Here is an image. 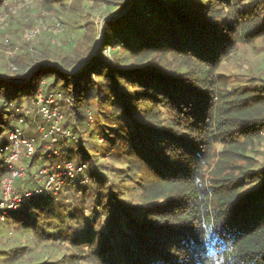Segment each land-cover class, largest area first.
<instances>
[{
    "label": "trees",
    "instance_id": "obj_1",
    "mask_svg": "<svg viewBox=\"0 0 264 264\" xmlns=\"http://www.w3.org/2000/svg\"><path fill=\"white\" fill-rule=\"evenodd\" d=\"M126 1L108 0L107 15ZM85 2L39 1L38 7H61L77 15L69 30L78 36L69 37L82 41L55 50L31 49L23 62L13 60L15 72L0 71V185L12 173L9 131L21 127L18 117L25 116L16 111L25 101L38 100L40 92L45 98L61 96L62 113H73L92 138L98 136V145L113 149L125 168H120L118 181L110 182L88 140L78 146L76 137L60 136L49 150L52 161L88 165L74 176L87 172L97 192L91 200L102 206V222L93 225L86 217L84 228H78L80 216L72 212L74 217H61L53 194L32 195L23 210H10L8 216L35 234L45 231L39 226L41 215L55 219L49 235L69 240L77 249L72 257L89 264H264V163L242 173L222 166L238 167L258 141L264 128V90L229 87L216 76L237 41L264 39V0H133L124 15L106 21L96 53L72 74L68 71L96 48L94 25L78 20L87 19ZM111 45L116 52L130 51L128 59L106 60L102 54ZM44 62L59 67L39 68L19 81ZM93 99L94 115L89 112ZM38 113L33 120L37 132L29 138L36 146L51 140L46 133L53 123ZM63 120L60 127L76 135L77 126L63 128ZM39 159L45 162L33 156L28 168ZM128 182L127 195L122 189ZM134 195L138 198L130 200ZM29 264L60 263L45 259Z\"/></svg>",
    "mask_w": 264,
    "mask_h": 264
},
{
    "label": "rangeland",
    "instance_id": "obj_2",
    "mask_svg": "<svg viewBox=\"0 0 264 264\" xmlns=\"http://www.w3.org/2000/svg\"><path fill=\"white\" fill-rule=\"evenodd\" d=\"M39 1L41 0H0L1 72H15L17 69L15 65L17 63H13V60L16 59L18 62H23L25 54L27 55L31 49L35 51L37 49H43L46 46L49 50H55L56 47L60 48L62 45L68 46L70 41L76 43L82 41L83 38H70L78 36L74 33L71 35L69 30L74 18H79L77 15L67 14L66 9L61 7L51 11L38 7ZM100 1L101 4H98L96 0H87V2L83 3L87 11V19H78L83 26L88 22L94 25V29L96 30V48H98L99 45L97 41L98 39L100 40L101 34H103V19L108 16L106 10L108 0ZM58 5L59 4H57L56 7H58ZM236 38L240 37L237 36ZM113 48L114 45H111L107 50L103 51L102 55L106 56V60L112 58L113 62V59L117 57L128 59L130 51L127 49H120V51L116 52ZM168 59L170 65L174 67L175 65L177 66V63L171 62L174 61L172 57H168ZM219 75L229 83V87L253 86L257 91L260 89L264 90V39L257 37L256 40L251 43H246L241 40L237 41L231 51L223 58L220 65L216 68V76L218 77ZM91 79L92 82L95 80L94 78ZM93 83L92 87L96 89L97 84ZM63 102L61 101L62 104ZM38 104L39 101L36 99H33L31 102L25 101L20 105V109H17L20 111H16L17 115L24 112L23 114L25 116L18 117L23 122L17 125H20L24 129L28 138H32L37 132L36 126H33V120L39 118V110H37L39 107ZM90 104L92 111L90 110L89 112L94 115L93 110L97 109L96 99L91 100ZM68 106L69 105L66 104L63 107V109H65L64 111L68 109ZM64 114L65 118L64 120L62 119L63 128L66 127L68 123L71 125L68 128L72 127L75 129L73 126H77L76 130L78 132L75 135L76 142L78 143L77 145L85 146V142L88 140L89 147L94 146L95 148L91 153L96 155L95 158L97 159V163L100 164L99 170H103L104 172L103 177H105V179L107 178L110 182L112 179L118 181L119 177L117 174L120 175V168H125V166L114 158L113 149L111 147L108 148L106 145H103V149L101 145H98L96 140L98 136L92 138L90 131L86 130L85 127H81L80 122L76 120V116H74L73 113L69 114V112L66 111ZM26 116L27 123H25ZM93 121L87 120L85 123L88 124ZM40 125L41 124H39V126ZM80 127L82 130L79 129ZM8 131L9 129H7V132ZM260 132L258 141L254 142L251 146V152L246 153L249 157L245 156L239 160L237 164L238 167H235L233 164L225 165L222 163L223 169H226L228 172L232 166V169L238 168L237 172L242 173L243 171L251 172L263 165L264 128H261ZM81 134L82 137L78 139ZM49 142L50 141L44 143L40 141L35 147L36 153L33 156H36V158H45V162L39 159L31 169L28 168V162L32 161L33 156L29 157L25 154V150H27L25 145H20L22 154L18 159H12V153L7 154V160L12 162L10 166L13 165L12 172L14 171L16 173L14 177L16 180L11 195L6 194L4 182L8 183L12 177V173L7 174L6 177L2 179L0 185V264H29L45 259H47L48 262L58 261L60 264H89L83 260L82 257H72V254H76L75 251L77 249L75 246L70 245L71 242L69 240H54L49 235V232L53 231L54 226H56L55 219L50 218L46 214L43 216L41 215L38 222L40 228L45 227V231L41 234H35L33 232L29 233L30 231H24L15 219L8 216L10 210H23L22 207L24 203L30 199L32 195L42 196L45 194H53L57 202L55 206L57 209L56 211L61 213V217L64 215L67 217L72 215L74 217L76 214L80 216V227L78 228H84L87 222L86 217L90 218L91 223L95 222L93 225L96 224V222H102V206L91 200L95 199L97 192L96 189L92 188L91 181H88L87 172L85 171L75 175L73 180H69L70 177L65 175L64 168V163L68 160H65L63 163H54L52 161L54 158L53 154H51L49 149L54 148L56 141L52 142V144H48ZM219 150L220 149L217 151ZM59 154L60 152H56L55 155ZM216 160L217 157L214 161L216 162ZM41 164H43V166H41ZM60 164L62 165V170L59 167ZM52 165L55 167L54 169ZM214 165L215 163L207 172L210 173ZM51 174H55L54 178H51ZM47 183H49V188L47 187ZM128 183L127 188L122 189L127 195L132 185L131 182ZM36 188L39 189V193H33L30 196L25 195L27 192L35 191ZM82 188H86V191ZM133 198L136 199L138 196L134 195L130 200ZM72 212H74L75 215H73ZM57 225H61V222ZM59 227L60 226L57 228ZM70 230L68 234L73 232V228ZM86 249H88L87 246Z\"/></svg>",
    "mask_w": 264,
    "mask_h": 264
},
{
    "label": "built area",
    "instance_id": "obj_3",
    "mask_svg": "<svg viewBox=\"0 0 264 264\" xmlns=\"http://www.w3.org/2000/svg\"><path fill=\"white\" fill-rule=\"evenodd\" d=\"M38 101H39V107L38 110L40 113H42L43 117L47 120H51L53 123L51 125L50 131L46 133V136L52 135V138L48 144H52L54 141H59L60 136L66 137L69 140H72L75 138V134L71 129H61L60 123L61 120L64 117V114L61 111L59 100H61V96H51L49 98H45L43 93L40 92L37 95ZM40 131H44L45 126L40 125L39 126ZM9 150L10 153H12V159H18L21 156V148L20 145H25L26 149L25 154L29 157L33 156L36 153V145L34 142H32L23 132L22 127L15 126L10 129L9 131ZM55 142V143H56ZM19 146V147H18ZM50 150V149H49ZM55 152H57L55 150ZM9 163H12L8 161ZM59 167L62 170V165L60 164ZM11 168H13V165H11ZM52 168L54 169L55 167L52 165ZM64 168H65V175L69 176L72 180L74 179V174L75 172H82L83 170L88 168V165L86 163H79L75 165L73 161H66L64 163ZM16 176V173L13 171L12 172V177L8 181V183L4 182V187L7 195H11L13 193L14 189V184L15 180L14 177ZM55 174H51V178H54ZM41 187V186H40ZM47 187L49 188V183H47ZM60 189V188H57ZM37 194L39 193V189L36 188L35 191H30L27 192L25 195L30 196L32 194Z\"/></svg>",
    "mask_w": 264,
    "mask_h": 264
},
{
    "label": "water",
    "instance_id": "obj_4",
    "mask_svg": "<svg viewBox=\"0 0 264 264\" xmlns=\"http://www.w3.org/2000/svg\"><path fill=\"white\" fill-rule=\"evenodd\" d=\"M132 2H133V0H127L126 3L123 5V7H122L120 10H118L117 12H115V13H113V14H110V15L104 17V19H103V23H102V24H103L102 32H103V30H104V26H105L106 21H108V20H112V19H115V18H118V17L124 15V14L126 13V11L130 8ZM101 38H102V34H101L100 40H101ZM100 40L98 39V41H97L98 44H99ZM98 44H97V45H98ZM96 49H97V48H95V50H96ZM95 50H94V51H93L88 57L84 58V59H83V60H82V61H81V62H80V63H79L74 69L69 70L68 72L74 74V73H76L78 70H80L83 66H85V65L90 61V59L93 57L94 53L96 52ZM46 66H58V67H59V64H55V63H51V62H44V63H41V64L35 66V67L30 71L29 74H27V75L23 76L22 78H20L19 81H20V80H24V79H26L27 77H29V76H30L34 71H36L37 69L42 68V67H46ZM0 77H4V75H0Z\"/></svg>",
    "mask_w": 264,
    "mask_h": 264
}]
</instances>
